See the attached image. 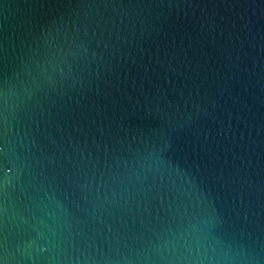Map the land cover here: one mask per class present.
Listing matches in <instances>:
<instances>
[{"label": "water", "instance_id": "obj_1", "mask_svg": "<svg viewBox=\"0 0 264 264\" xmlns=\"http://www.w3.org/2000/svg\"><path fill=\"white\" fill-rule=\"evenodd\" d=\"M0 264H264V0H0Z\"/></svg>", "mask_w": 264, "mask_h": 264}]
</instances>
